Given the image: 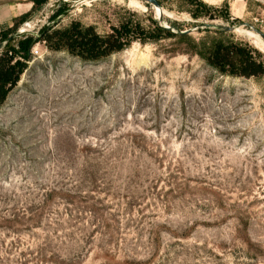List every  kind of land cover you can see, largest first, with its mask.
<instances>
[{
	"label": "rangeland",
	"instance_id": "1",
	"mask_svg": "<svg viewBox=\"0 0 264 264\" xmlns=\"http://www.w3.org/2000/svg\"><path fill=\"white\" fill-rule=\"evenodd\" d=\"M163 1L159 20L140 0H38L7 44L153 18L198 40L197 22L238 27L225 36L264 60L242 35L264 33V0H204L215 20ZM172 46L135 42L92 63L31 48L0 107V264H264V76H224Z\"/></svg>",
	"mask_w": 264,
	"mask_h": 264
},
{
	"label": "trees",
	"instance_id": "2",
	"mask_svg": "<svg viewBox=\"0 0 264 264\" xmlns=\"http://www.w3.org/2000/svg\"><path fill=\"white\" fill-rule=\"evenodd\" d=\"M163 7L164 1L157 0ZM188 7L187 12L194 20H215L220 17L219 8L204 0H182ZM30 12L21 15L14 21V26L0 33V42H6L25 23L38 6V0ZM63 7L56 18L63 13ZM152 26L148 28L132 18L122 20L119 27L111 32L101 34L93 25H85L81 21H73L65 28L44 27L38 37H28L19 42V50L13 45L12 38L0 55V107L8 100L11 92L17 87L24 74L27 63L31 59L30 50L39 42H43L49 50L66 51L71 56L86 63L99 62L131 47L133 43H160L173 40L175 46L167 49L172 55L196 56L221 75L235 78H256L264 76V60L257 58L255 51L235 38L227 37L226 32L218 29L199 28L207 36L196 39L185 23L177 21L169 23V29L158 20L150 18ZM203 26L204 22L194 23ZM194 26V25H193ZM20 56L23 60L18 59ZM143 138V137H142ZM92 144L88 146L92 148ZM98 147V143L93 148Z\"/></svg>",
	"mask_w": 264,
	"mask_h": 264
},
{
	"label": "crops",
	"instance_id": "3",
	"mask_svg": "<svg viewBox=\"0 0 264 264\" xmlns=\"http://www.w3.org/2000/svg\"><path fill=\"white\" fill-rule=\"evenodd\" d=\"M30 10L29 4L0 0V32L13 27L15 19Z\"/></svg>",
	"mask_w": 264,
	"mask_h": 264
},
{
	"label": "water",
	"instance_id": "4",
	"mask_svg": "<svg viewBox=\"0 0 264 264\" xmlns=\"http://www.w3.org/2000/svg\"><path fill=\"white\" fill-rule=\"evenodd\" d=\"M142 2H145V3H148V4H151L154 6L155 9L158 10L159 12V20H161L163 18V15L165 14L164 11H163V8L162 6L159 4V2L157 0H140ZM57 22V21H56ZM56 24V23H55ZM50 27V26H49ZM203 28H210V29H218V30H223L225 32H236L238 31V27H235V26H224V25H221V24H210V23H204V25L202 26ZM166 28L169 29L168 26H166ZM254 32L256 34H258L260 36V38L264 41V33L261 32V31H258V30H255L253 29ZM193 32V30H187L183 33H191ZM14 37V36H13ZM7 44V41L6 42H3V43H0V52L5 48Z\"/></svg>",
	"mask_w": 264,
	"mask_h": 264
},
{
	"label": "bare ground",
	"instance_id": "5",
	"mask_svg": "<svg viewBox=\"0 0 264 264\" xmlns=\"http://www.w3.org/2000/svg\"><path fill=\"white\" fill-rule=\"evenodd\" d=\"M158 11V10H157ZM238 31H240V30H238ZM245 35L246 37H248V39L250 38V39H255V40H257V43H259V44H261V46H264V41L260 38V36L258 35V34H256L254 31H248V32H246V31H244L243 33H242V35ZM253 42V41H252ZM255 43V42H254ZM253 43V44H254Z\"/></svg>",
	"mask_w": 264,
	"mask_h": 264
}]
</instances>
